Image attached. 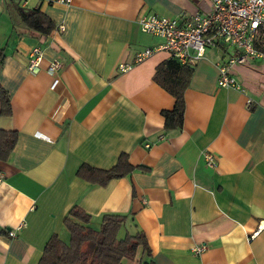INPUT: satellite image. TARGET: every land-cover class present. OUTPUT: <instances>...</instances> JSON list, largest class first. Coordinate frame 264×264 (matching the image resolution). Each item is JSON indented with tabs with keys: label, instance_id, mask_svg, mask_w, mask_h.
<instances>
[{
	"label": "crops",
	"instance_id": "1",
	"mask_svg": "<svg viewBox=\"0 0 264 264\" xmlns=\"http://www.w3.org/2000/svg\"><path fill=\"white\" fill-rule=\"evenodd\" d=\"M206 1L28 0L24 7L55 22L42 34L22 22L16 1L0 0V85L12 109L0 114V128L17 130L0 160V264H37L54 232L68 241L63 219L73 205L94 227L105 213L125 214L118 234L143 231L152 264H264V227L250 236L264 222V60L235 64L242 89L223 87L217 62L229 53L208 46L189 64L182 125L168 132L161 110L174 96L154 73L170 55L157 50L134 62L161 42L140 30V14L181 21ZM35 45L43 57L31 69ZM53 57L63 65L52 74ZM119 62L132 66L121 71ZM204 150L216 155L215 166ZM121 152L137 166L126 176L99 185L76 174L83 162L108 168ZM203 242V251L191 250Z\"/></svg>",
	"mask_w": 264,
	"mask_h": 264
},
{
	"label": "trees",
	"instance_id": "2",
	"mask_svg": "<svg viewBox=\"0 0 264 264\" xmlns=\"http://www.w3.org/2000/svg\"><path fill=\"white\" fill-rule=\"evenodd\" d=\"M17 11L22 22L32 30L48 34L55 28L54 20L38 7L26 8L17 4ZM255 45L264 51V38L257 40ZM220 48L229 52L224 43ZM4 55L5 49L0 47V62ZM191 73V65L180 63L174 58L160 62L156 68L155 81L174 96L172 108L161 110L163 126L167 132L182 125L185 110L184 90ZM11 112L10 95L0 85V114L10 115ZM16 142L17 130L0 128V160L9 158ZM135 167L137 166L129 161L128 153L121 152L117 161L108 168L83 162L78 166L76 174L91 183L106 185L113 178L128 175ZM125 220V214L105 213L99 227H93L90 225L91 215L78 205H73L63 219L69 233L68 241L57 233H52L37 264H152L149 259L150 248L143 231L126 229L124 234H118Z\"/></svg>",
	"mask_w": 264,
	"mask_h": 264
},
{
	"label": "built area",
	"instance_id": "3",
	"mask_svg": "<svg viewBox=\"0 0 264 264\" xmlns=\"http://www.w3.org/2000/svg\"><path fill=\"white\" fill-rule=\"evenodd\" d=\"M14 1L20 6H26L28 3V0ZM54 1L67 3L71 0ZM207 1L201 11L192 14L185 13L181 21L164 14H140L137 17L140 30L159 36L161 42L138 51L134 62L146 58L157 50H166L170 58L180 63L193 64L194 61L204 56L208 46L220 48V45L224 43L229 48V55L225 61L217 62L219 69L217 84L242 89V82L232 73L231 68L235 64L245 62L248 57H259L264 60V51L255 45L257 40L264 38V0ZM60 27L63 26L60 25ZM42 57V50L39 46L31 47L28 67L32 69ZM62 65L60 58L53 57L47 66V71L53 74ZM131 66V62H119L118 64L121 71ZM251 100L250 97L247 98V102ZM158 137L161 138L162 135ZM145 145L148 146L149 142ZM202 156L208 166L216 165V155L212 151L204 150ZM22 225L23 222H20L14 228H10L8 233L14 236L16 230ZM263 227L264 222L260 221L250 236L254 237ZM206 246L205 242L197 243L191 246V250L194 253H200Z\"/></svg>",
	"mask_w": 264,
	"mask_h": 264
},
{
	"label": "rangeland",
	"instance_id": "4",
	"mask_svg": "<svg viewBox=\"0 0 264 264\" xmlns=\"http://www.w3.org/2000/svg\"><path fill=\"white\" fill-rule=\"evenodd\" d=\"M248 58H250V57H248ZM251 58H252V57H251ZM257 58H258V57H257ZM261 59H263V58H261ZM255 60H258V59H255ZM91 225L94 227L95 224H91ZM122 232H123V230H122L120 233L122 234ZM62 237H63V238H68V232H66V231L63 232V233H62Z\"/></svg>",
	"mask_w": 264,
	"mask_h": 264
},
{
	"label": "bare ground",
	"instance_id": "5",
	"mask_svg": "<svg viewBox=\"0 0 264 264\" xmlns=\"http://www.w3.org/2000/svg\"><path fill=\"white\" fill-rule=\"evenodd\" d=\"M187 64V63H186Z\"/></svg>",
	"mask_w": 264,
	"mask_h": 264
}]
</instances>
